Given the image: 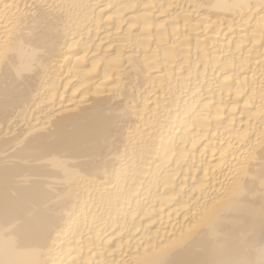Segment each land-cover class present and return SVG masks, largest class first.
<instances>
[{"label":"bare ground","instance_id":"6f19581e","mask_svg":"<svg viewBox=\"0 0 264 264\" xmlns=\"http://www.w3.org/2000/svg\"><path fill=\"white\" fill-rule=\"evenodd\" d=\"M0 264H264V0H0Z\"/></svg>","mask_w":264,"mask_h":264}]
</instances>
